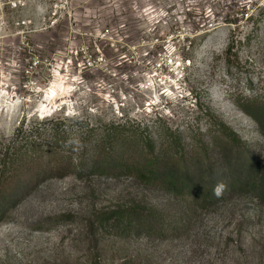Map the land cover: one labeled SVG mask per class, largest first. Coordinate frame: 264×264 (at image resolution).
I'll list each match as a JSON object with an SVG mask.
<instances>
[{"label":"rangeland","instance_id":"374dc122","mask_svg":"<svg viewBox=\"0 0 264 264\" xmlns=\"http://www.w3.org/2000/svg\"><path fill=\"white\" fill-rule=\"evenodd\" d=\"M261 100L264 0H0V264H264V193L229 175L248 156L264 170V118L241 107ZM108 135L138 166L152 147L208 160L223 191L82 166Z\"/></svg>","mask_w":264,"mask_h":264},{"label":"trees","instance_id":"16d2710c","mask_svg":"<svg viewBox=\"0 0 264 264\" xmlns=\"http://www.w3.org/2000/svg\"><path fill=\"white\" fill-rule=\"evenodd\" d=\"M232 48L233 43L229 44L228 51H231ZM241 107L244 112L249 114L261 124V118H264L261 117L264 116V100L254 101L248 104L247 106ZM223 126V136L227 141L232 142L234 150L237 151V156L240 157V154L243 153L242 151H240V149L244 148V142L234 130L229 128V126H225L224 124ZM122 127H124L122 123H112V128H114L116 131ZM126 139L127 138H120L119 136H112V138L109 139V135L106 138L104 136L103 138H101L100 141L96 142L94 154L91 156V158H87L89 152L85 154V158L84 160H82L81 165L93 167L94 169L108 167L110 163H115L117 168L121 165L130 166L131 168L135 169L145 181H150L151 179H153V181L157 180V183L164 184L172 193H175L176 195L182 197L187 196L195 200L207 199V197L214 196L213 190L221 185L222 188L220 190V194L222 193L223 187L225 185L224 182H217L218 178L215 177H208V179H206V173H212L210 161H203L206 168L205 171H203L202 169H198V165L201 164H198L199 158L197 159V162L195 161V159L186 156V154H178L176 151H171V154H163V156H160L161 154H158V152H156L152 147L148 151L150 153V159L144 162L142 165L138 166L134 164V161L129 163V161L133 158L125 159L124 157H122V159H119L118 157L120 156V148H117V146L112 145L117 143L119 144L118 146L121 147L124 143V140ZM60 140H62V138H59L56 141L49 140L47 149L51 150L53 146L61 144L62 142ZM32 141L33 140L31 139L25 141V143L27 144V146H32ZM108 143H110L111 146H108ZM178 146L182 147L180 142ZM28 150L29 149H27V151H23L18 148V150H16L15 152L16 154H13L12 156L18 160L24 159L26 157L33 158L35 155H32L31 150ZM175 153L177 154V156ZM205 157L206 159H209V155H205ZM189 162L191 163V165H188ZM256 164L257 161H255L251 156L246 157L243 161H240L238 159L236 161V168L234 170H231L229 175L231 176V179L235 182V184L243 185L246 188H251L256 191V193L261 194L264 193V170L261 169L257 171L255 169ZM161 165L165 166L163 167ZM1 171L2 174H0V214H2L4 209H6L8 203V200L5 199L6 197H4L5 189H3V184L8 179H10L8 178V173H6L5 170ZM199 171L203 172L201 178H198ZM151 211L152 209L149 208L142 215L146 218V221H148V218H154L155 222L151 224V227H153V229L158 233L163 232L165 230L164 222L161 221V218L158 215L151 214L153 213V211ZM129 216L130 215H127L122 218H129ZM132 216L133 215H131V217Z\"/></svg>","mask_w":264,"mask_h":264},{"label":"built area","instance_id":"2783aa9c","mask_svg":"<svg viewBox=\"0 0 264 264\" xmlns=\"http://www.w3.org/2000/svg\"><path fill=\"white\" fill-rule=\"evenodd\" d=\"M9 2L14 6L17 7L18 4L22 3L23 0H9Z\"/></svg>","mask_w":264,"mask_h":264},{"label":"clouds","instance_id":"9594fccd","mask_svg":"<svg viewBox=\"0 0 264 264\" xmlns=\"http://www.w3.org/2000/svg\"><path fill=\"white\" fill-rule=\"evenodd\" d=\"M222 188V185L221 186H218L217 188H215L213 191H214V195H219L220 194V190Z\"/></svg>","mask_w":264,"mask_h":264}]
</instances>
